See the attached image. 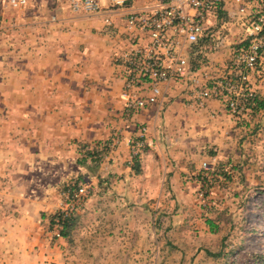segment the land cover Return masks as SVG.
Here are the masks:
<instances>
[{
	"label": "rangeland",
	"instance_id": "374dc122",
	"mask_svg": "<svg viewBox=\"0 0 264 264\" xmlns=\"http://www.w3.org/2000/svg\"><path fill=\"white\" fill-rule=\"evenodd\" d=\"M215 35L221 40L210 42L205 54L191 50V65L196 68L201 55L207 61L221 55L227 72L210 80L231 72L236 80L231 64L246 47L247 42L238 41L242 30L235 26L232 33ZM246 75L247 88L264 101V50ZM216 99L225 104L232 121L219 130L222 141L185 162L187 171L179 175V183L172 181L175 176L166 171L165 161L154 172L153 161L140 158L155 145L133 158L130 136L128 185L122 176L109 174L106 157L123 138L117 133L105 143L82 144L81 154L68 160L64 172L55 160L48 161L45 177L53 182V201L29 205L24 215L15 200L0 201V264H264V108L257 109L254 102L233 113L224 99ZM206 161L211 169L204 168ZM81 167L100 174L92 176ZM79 184L89 193L65 216Z\"/></svg>",
	"mask_w": 264,
	"mask_h": 264
},
{
	"label": "crops",
	"instance_id": "0c3cea01",
	"mask_svg": "<svg viewBox=\"0 0 264 264\" xmlns=\"http://www.w3.org/2000/svg\"><path fill=\"white\" fill-rule=\"evenodd\" d=\"M99 1L104 8L110 5ZM126 18L125 10L118 11L106 25L103 15L75 12L68 0H27L23 8L0 0V201L15 200L21 215L29 205L53 201V182L45 177L48 161L55 160L64 172L68 160L81 154L82 144L123 136L106 157L105 169L122 176L127 186L132 167L126 137H135L143 125L155 147L140 158L153 161L154 172L165 161L177 183L194 152L224 139L219 130L230 125L232 114L216 98L197 104L190 78L161 83L157 103L125 115L126 67L120 56L133 40ZM206 57L199 56L192 66L202 80L198 89L208 86L205 76L227 72L221 55ZM149 87L140 96L148 95ZM81 169L100 174L92 167Z\"/></svg>",
	"mask_w": 264,
	"mask_h": 264
},
{
	"label": "built area",
	"instance_id": "2783aa9c",
	"mask_svg": "<svg viewBox=\"0 0 264 264\" xmlns=\"http://www.w3.org/2000/svg\"><path fill=\"white\" fill-rule=\"evenodd\" d=\"M104 8L99 0H68L76 12L97 13L104 16L106 25L112 24V16L118 11H126L127 28L133 40L120 60L126 67L124 96L125 115L158 102L163 93L161 83H171L190 78L195 88V99L202 103L211 97L222 98L233 113H241L247 105L256 101V94L247 88V71L253 69L264 50V0H154L145 6L139 0H108ZM16 7H22L27 0H10ZM241 28L247 42L232 58L236 80L228 74L223 78L205 81L212 84L198 89L202 80L194 75L190 52L204 53L210 42L218 44L220 36L215 32H230L233 27ZM148 84L150 93L140 96ZM148 127L143 125L136 137L130 136L128 143L132 157L139 156L152 142L147 137ZM205 169H211L204 162ZM89 188L79 184L78 190L71 193V202L63 215L74 211L81 198L86 197ZM60 222H58L59 226ZM58 236L60 231L57 228Z\"/></svg>",
	"mask_w": 264,
	"mask_h": 264
},
{
	"label": "trees",
	"instance_id": "16d2710c",
	"mask_svg": "<svg viewBox=\"0 0 264 264\" xmlns=\"http://www.w3.org/2000/svg\"><path fill=\"white\" fill-rule=\"evenodd\" d=\"M257 109H260V108H264V101L263 100H260L258 97L256 98V101H255V106ZM70 225V220L69 222H67L65 224V229H64V235H67V232H66V229L67 227H69Z\"/></svg>",
	"mask_w": 264,
	"mask_h": 264
}]
</instances>
